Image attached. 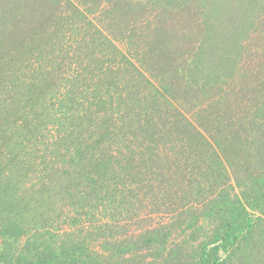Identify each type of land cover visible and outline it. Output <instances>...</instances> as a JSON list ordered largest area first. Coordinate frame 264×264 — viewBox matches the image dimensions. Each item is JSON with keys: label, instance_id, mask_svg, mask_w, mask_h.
Instances as JSON below:
<instances>
[{"label": "trees", "instance_id": "1", "mask_svg": "<svg viewBox=\"0 0 264 264\" xmlns=\"http://www.w3.org/2000/svg\"><path fill=\"white\" fill-rule=\"evenodd\" d=\"M0 264H264V0H0Z\"/></svg>", "mask_w": 264, "mask_h": 264}, {"label": "rangeland", "instance_id": "2", "mask_svg": "<svg viewBox=\"0 0 264 264\" xmlns=\"http://www.w3.org/2000/svg\"><path fill=\"white\" fill-rule=\"evenodd\" d=\"M199 14H201V16H207V14L205 15V14H202V13H200V12H199ZM109 17H110V16H109L107 10H105V11H103V12L101 13V19H105V21H104V23H105L104 27H105L106 25H107L108 27L110 26V23H109V21H108ZM212 22H213V20H212L211 17H210V18L208 19L206 25L210 26V25H212ZM228 25H229V24H228Z\"/></svg>", "mask_w": 264, "mask_h": 264}]
</instances>
